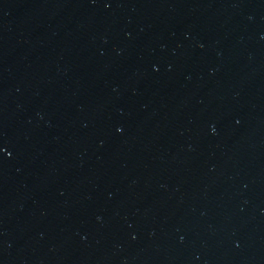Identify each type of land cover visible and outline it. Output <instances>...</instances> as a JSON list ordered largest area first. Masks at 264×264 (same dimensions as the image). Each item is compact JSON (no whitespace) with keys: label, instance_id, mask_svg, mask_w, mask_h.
I'll list each match as a JSON object with an SVG mask.
<instances>
[{"label":"water","instance_id":"95a60500","mask_svg":"<svg viewBox=\"0 0 264 264\" xmlns=\"http://www.w3.org/2000/svg\"><path fill=\"white\" fill-rule=\"evenodd\" d=\"M0 264H264V0H0Z\"/></svg>","mask_w":264,"mask_h":264}]
</instances>
